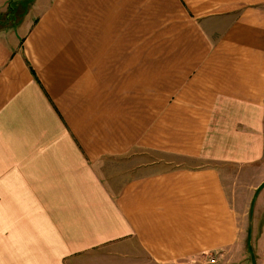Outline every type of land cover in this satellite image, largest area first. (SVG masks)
<instances>
[{
	"label": "crops",
	"instance_id": "obj_1",
	"mask_svg": "<svg viewBox=\"0 0 264 264\" xmlns=\"http://www.w3.org/2000/svg\"><path fill=\"white\" fill-rule=\"evenodd\" d=\"M16 6L0 264H264V0H0V19ZM135 148L180 162L118 181Z\"/></svg>",
	"mask_w": 264,
	"mask_h": 264
},
{
	"label": "rangeland",
	"instance_id": "obj_2",
	"mask_svg": "<svg viewBox=\"0 0 264 264\" xmlns=\"http://www.w3.org/2000/svg\"><path fill=\"white\" fill-rule=\"evenodd\" d=\"M23 10L25 13V10H26L25 7L16 6L15 12L12 13L13 15L8 14L6 19H0V29H9L11 27H14L17 24V22L21 19V17L23 16ZM130 153L131 155H125V156L115 158L114 159L115 161H112L113 165L109 164L110 168L113 169L110 172L114 171V173H116V176L118 175L117 176L118 181L130 175H135V174L142 173L145 171H151V170H156V169L158 170V169H164L165 167H170L171 165L167 164L166 162L173 163V164L180 162V159H178L177 157L166 156L161 153L147 152L146 150H142L139 148L133 149V151H131ZM151 160H156L159 163L158 162L152 163L153 161ZM109 162L111 163V160H109ZM109 176L105 174V177L112 179L113 173H111ZM127 254L129 253L127 252L117 253V252H111V250H107V251L98 250L96 252L90 253L87 256V260L80 261L78 263L79 264H130V262H128L124 258V256H126ZM134 259L135 261L140 260L138 256H135ZM136 264H139V263H136Z\"/></svg>",
	"mask_w": 264,
	"mask_h": 264
},
{
	"label": "built area",
	"instance_id": "obj_3",
	"mask_svg": "<svg viewBox=\"0 0 264 264\" xmlns=\"http://www.w3.org/2000/svg\"><path fill=\"white\" fill-rule=\"evenodd\" d=\"M206 254H207V256H206V260H205V263L204 264L213 263L215 261V258L212 255V253L211 252H207Z\"/></svg>",
	"mask_w": 264,
	"mask_h": 264
}]
</instances>
